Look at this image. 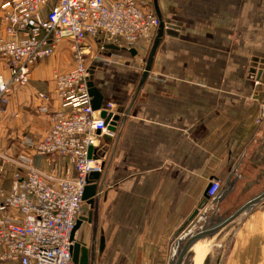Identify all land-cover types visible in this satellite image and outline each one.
I'll list each match as a JSON object with an SVG mask.
<instances>
[{
	"label": "crops",
	"instance_id": "0c3cea01",
	"mask_svg": "<svg viewBox=\"0 0 264 264\" xmlns=\"http://www.w3.org/2000/svg\"><path fill=\"white\" fill-rule=\"evenodd\" d=\"M157 2L164 22L180 27L163 35L138 91V83L122 76L136 71L116 61L92 79L102 104L111 102L113 112L121 111L107 145L103 138V169L91 181L97 185L94 207L88 204L92 220L82 221V237L75 233L90 248L89 264H171L188 235L214 225L264 189V82L259 87L253 77L264 67L253 73L250 67L254 57L264 59V0ZM149 41H139L134 55L112 41L98 51L108 59L134 57ZM70 61L63 42L0 104V190H9L13 160L20 154L58 177L72 171L66 160L35 154L21 142L51 126L50 112L59 103L38 93L50 96L54 68L67 69ZM212 179L220 181V190L197 208ZM240 186L253 187L251 194L240 193ZM217 258L218 264H264V196L193 243L180 264H216Z\"/></svg>",
	"mask_w": 264,
	"mask_h": 264
},
{
	"label": "built area",
	"instance_id": "2783aa9c",
	"mask_svg": "<svg viewBox=\"0 0 264 264\" xmlns=\"http://www.w3.org/2000/svg\"><path fill=\"white\" fill-rule=\"evenodd\" d=\"M145 0H5L1 15L0 104L26 85L37 63L61 43L69 45L71 66L53 72L51 126L22 144L41 156L66 160L72 171L62 177L33 166L29 154L13 160L9 190H0V264H75L70 233L82 216V192L88 175L103 169V135L114 136L100 111L113 114V104L91 107L88 81L93 65L109 61L101 51L109 42L123 48L152 39L158 26ZM101 51H95L92 42ZM104 56L105 58L101 57ZM52 97V98H50ZM210 180L207 197L220 190Z\"/></svg>",
	"mask_w": 264,
	"mask_h": 264
},
{
	"label": "water",
	"instance_id": "95a60500",
	"mask_svg": "<svg viewBox=\"0 0 264 264\" xmlns=\"http://www.w3.org/2000/svg\"><path fill=\"white\" fill-rule=\"evenodd\" d=\"M152 5H153V9H154V12L158 18L159 23H158V27L156 29V33L154 35V38L152 40L150 49L148 51V54H147V57L145 60V65H144V68L142 70L141 76L139 78L138 85L136 87L135 92L138 91V89L141 87V85L144 83V81L146 80V78L148 76V73L151 69L154 54L157 50L158 45L160 44V41H161L163 35L164 34L174 35V34H176L175 30H178L180 27L179 22L175 23V24L164 22V20L162 19V16H161V12H160L157 0H152ZM107 47L113 48V49H118V47L113 45V44H109V45H107ZM129 51L133 55L136 54V50L133 47L130 48ZM257 66H259L260 68H263L264 67V59H258L257 57H254L252 59V62L250 65L252 73H253V70H255V67H257ZM262 71L263 70H259V71H257L256 76L253 75V77H256V79L258 80L257 83H258L259 87L261 86V83L264 82V73H262ZM87 85H88V94H89V96H91V107L94 110H98L101 107V104L103 101V95L100 92V90L94 85L93 81L90 80V77H89V81H88ZM262 109L264 110V106H262ZM120 111H121L120 107H118L115 110L114 114H112L111 112L106 113L103 110L100 111V116L106 118V121H108L111 117V121H110V124L108 127L109 130L114 131L116 129L117 123L120 119ZM103 138H104V141L107 145V142L110 139V135L105 134V135H103ZM99 176H100V173H98V172L90 173L88 175V183L86 184V186L84 187L83 192H82V197H81L82 201L89 204L90 207H93V205H94V201H95L94 196H95L96 191H97V185L91 181H92V179H97ZM207 187H206V189H207ZM206 189L204 191L203 199L199 203L197 208L201 207L202 204L204 203V201L208 198L206 195ZM263 196H264V189L259 194H257L256 196L245 201L243 204H241L238 208H236L230 214L226 215L221 220L217 221L214 225L206 227V228H202V229L198 230L197 232L192 233L191 235H188L181 242L179 249H178V253L175 257V260L171 264H180L183 257H184L186 250L193 243H195L196 241H198L201 238H204L205 236L212 234L213 232L222 228L226 224L230 223L236 216H238L242 212L246 211L252 204L259 201ZM197 211L198 210L195 209L192 212V214L190 215L188 220L177 231L178 233L185 227L187 222L190 221L194 217V215L197 213ZM90 218H91L90 215L88 217L80 216L76 220L75 225H74V227L70 233V240L73 242L70 250L72 253V259H73L75 264H89L90 248L87 247L81 241H78L75 237V233L79 229L82 221H84V220L90 221L91 220ZM178 233L176 235H178ZM103 245H104V237L101 234L100 238H99V251L102 250ZM218 261H219V258H217L216 264H218Z\"/></svg>",
	"mask_w": 264,
	"mask_h": 264
},
{
	"label": "rangeland",
	"instance_id": "374dc122",
	"mask_svg": "<svg viewBox=\"0 0 264 264\" xmlns=\"http://www.w3.org/2000/svg\"><path fill=\"white\" fill-rule=\"evenodd\" d=\"M145 2H146V4H147V8H153V5H152V1L151 0H145ZM204 14H206V13H204ZM155 33L156 32H154V35H155ZM154 37V36H153ZM152 40H153V38L152 39H150V41L147 43L146 42V44H145V48L143 49V52H142V54H140V55H137V56H134V57H132L131 55H129V53L127 54V56H126V58H121V57H119V56H117V57H114L113 59H109V63H111V62H114V61H116L117 62V64H119V65H122V66H126V67H131V68H133L135 71H136V73L135 74H132V73H124L122 76H124V78H123V80L125 79V78H127V80H131V82H135L136 84L138 83V81H139V78H140V76H141V73H142V70H143V68H144V65H145V60H146V57H147V54H148V51H149V49H150V46H151V42H152ZM93 46H94V50L95 51H98V50H100V48L98 47V46H96L95 44H93ZM57 48H58V46L55 48V50L53 51V54L50 56V57H48V58H51V57H53L54 55H55V52H56V50H57ZM140 52H141V49H140ZM101 57H103V58H105L104 56H101ZM107 57V56H106ZM47 59V58H46ZM46 59H43V60H41V61H39V62H42V61H45ZM38 62V63H39ZM108 62H106V63H103L101 60H99V61H97L96 63V65H93V67H92V69H91V71L92 70H94V69H97V71H99V73H97L96 74V72L90 77V80L92 81V79H94L95 78V75H96V78H97V76L98 77H101V76H103L102 74H103V67H105V66H107L108 65ZM37 63V64H38ZM68 66H69V64H68ZM70 66H71V61H70ZM54 69H61V68H54ZM55 159L56 158H50V161H55ZM58 159V158H57ZM64 160V159H63ZM53 162H51L50 163V166H51V164H53ZM63 163V162H62ZM5 164V163H4ZM64 164H65V162H64ZM58 166V165H57ZM41 170V169H40ZM42 171H44V170H42ZM44 172H46V173H53L54 174V176H58L57 175V173L56 172H54L53 170H51V169H47L46 171H44ZM252 188L253 187H246V186H240L239 187V189H238V191L240 192V193H242V194H244L245 195V193H247V195L246 196H249L251 193L250 192H252ZM257 188V187H256ZM256 188L255 189H253V190H256ZM261 188V187H260ZM259 188V189H260ZM244 195H241L242 197L244 196ZM94 207V206H93ZM90 208H89V205L86 203V202H82V215L83 216H85V217H88L89 215L91 216V220H92V213H93V211L92 210H89ZM84 227V226H83ZM82 227V228H83ZM82 228H80L79 227V229H78V231L76 232V236H78V237H82V235H83V233H82Z\"/></svg>",
	"mask_w": 264,
	"mask_h": 264
},
{
	"label": "bare ground",
	"instance_id": "6f19581e",
	"mask_svg": "<svg viewBox=\"0 0 264 264\" xmlns=\"http://www.w3.org/2000/svg\"><path fill=\"white\" fill-rule=\"evenodd\" d=\"M158 27V26H157ZM157 29V28H156ZM154 38V37H153ZM152 43V42H151ZM113 114H114V112H113Z\"/></svg>",
	"mask_w": 264,
	"mask_h": 264
}]
</instances>
